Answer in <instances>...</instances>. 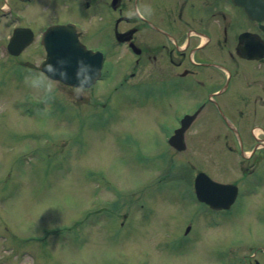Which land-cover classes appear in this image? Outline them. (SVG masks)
I'll return each mask as SVG.
<instances>
[{"label": "rangeland", "instance_id": "1", "mask_svg": "<svg viewBox=\"0 0 264 264\" xmlns=\"http://www.w3.org/2000/svg\"><path fill=\"white\" fill-rule=\"evenodd\" d=\"M0 8L13 10L0 17V264L203 263L187 259L181 239L199 209L189 193L193 173L189 188L183 182L185 163L216 181L236 176L221 163L226 157L206 152L212 133L191 129L186 150L175 152L166 144L171 130L153 125L172 124L177 110L156 112L151 100L145 108L138 91L119 86L112 63L91 92L49 81L38 73L39 37L65 15L41 0H0ZM15 27L34 33L17 59L6 50ZM198 135L204 144L192 141ZM246 208L240 200L231 211L253 225L259 208Z\"/></svg>", "mask_w": 264, "mask_h": 264}, {"label": "flooded vegetation", "instance_id": "2", "mask_svg": "<svg viewBox=\"0 0 264 264\" xmlns=\"http://www.w3.org/2000/svg\"><path fill=\"white\" fill-rule=\"evenodd\" d=\"M41 4L65 15L63 24L73 22L80 40L104 52L106 62L122 63L123 84L138 91L142 105L151 100L156 112L194 115L188 131L217 132L212 142L233 155L226 167L236 174L237 198L248 211L259 208L256 217L264 213V0ZM114 38L127 41L120 46L122 61L109 60L119 49L110 46ZM202 217L190 221L188 258H201V264H264V220L254 217L253 225H241L236 213L232 221Z\"/></svg>", "mask_w": 264, "mask_h": 264}, {"label": "water", "instance_id": "3", "mask_svg": "<svg viewBox=\"0 0 264 264\" xmlns=\"http://www.w3.org/2000/svg\"><path fill=\"white\" fill-rule=\"evenodd\" d=\"M31 41L32 33L30 30L16 29L9 41L7 50L12 55H18ZM42 43L47 55L40 69L49 78L78 88H86L93 84L99 75V59L94 54L86 52L80 45L73 26L51 27L44 34ZM182 133V130L178 131L174 140V146L178 150L184 148L181 143ZM194 184L198 196L212 197L215 204L221 202L228 191L234 189L229 186L218 185L204 174H199L195 178Z\"/></svg>", "mask_w": 264, "mask_h": 264}]
</instances>
